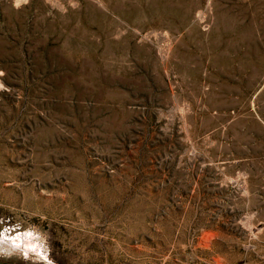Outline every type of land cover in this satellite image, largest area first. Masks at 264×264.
I'll list each match as a JSON object with an SVG mask.
<instances>
[{
    "label": "rangeland",
    "instance_id": "rangeland-1",
    "mask_svg": "<svg viewBox=\"0 0 264 264\" xmlns=\"http://www.w3.org/2000/svg\"><path fill=\"white\" fill-rule=\"evenodd\" d=\"M0 261L264 264V0H0Z\"/></svg>",
    "mask_w": 264,
    "mask_h": 264
},
{
    "label": "crops",
    "instance_id": "crops-1",
    "mask_svg": "<svg viewBox=\"0 0 264 264\" xmlns=\"http://www.w3.org/2000/svg\"><path fill=\"white\" fill-rule=\"evenodd\" d=\"M0 263H6V264H16V263H10V262H5V261H0Z\"/></svg>",
    "mask_w": 264,
    "mask_h": 264
},
{
    "label": "water",
    "instance_id": "water-1",
    "mask_svg": "<svg viewBox=\"0 0 264 264\" xmlns=\"http://www.w3.org/2000/svg\"><path fill=\"white\" fill-rule=\"evenodd\" d=\"M0 264H6V263H0Z\"/></svg>",
    "mask_w": 264,
    "mask_h": 264
}]
</instances>
